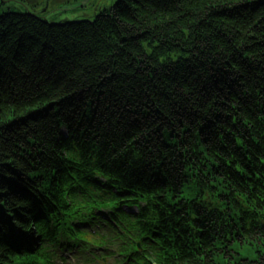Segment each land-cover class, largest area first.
I'll use <instances>...</instances> for the list:
<instances>
[{
    "label": "trees",
    "instance_id": "trees-1",
    "mask_svg": "<svg viewBox=\"0 0 264 264\" xmlns=\"http://www.w3.org/2000/svg\"><path fill=\"white\" fill-rule=\"evenodd\" d=\"M92 171L181 232L149 264H264V0L0 17V264H34L33 215Z\"/></svg>",
    "mask_w": 264,
    "mask_h": 264
},
{
    "label": "flooded vegetation",
    "instance_id": "flooded-vegetation-1",
    "mask_svg": "<svg viewBox=\"0 0 264 264\" xmlns=\"http://www.w3.org/2000/svg\"><path fill=\"white\" fill-rule=\"evenodd\" d=\"M64 2L66 0H0V17L26 14L44 17L62 10L61 8L55 9L54 6L57 3L64 4Z\"/></svg>",
    "mask_w": 264,
    "mask_h": 264
},
{
    "label": "rangeland",
    "instance_id": "rangeland-1",
    "mask_svg": "<svg viewBox=\"0 0 264 264\" xmlns=\"http://www.w3.org/2000/svg\"><path fill=\"white\" fill-rule=\"evenodd\" d=\"M112 1L115 0H87L83 5H81L84 0H66L64 4L57 3L55 9H63L65 11L59 10L56 13L62 14L61 18L67 22L71 21H84L92 20L101 10L110 7ZM64 12V13H63ZM45 19L49 17H44Z\"/></svg>",
    "mask_w": 264,
    "mask_h": 264
},
{
    "label": "bare ground",
    "instance_id": "bare-ground-1",
    "mask_svg": "<svg viewBox=\"0 0 264 264\" xmlns=\"http://www.w3.org/2000/svg\"><path fill=\"white\" fill-rule=\"evenodd\" d=\"M50 25H55V24H50ZM199 137H201V134H200L199 129H197V128H192V129H191V138H192L194 141H197V140H199Z\"/></svg>",
    "mask_w": 264,
    "mask_h": 264
},
{
    "label": "water",
    "instance_id": "water-1",
    "mask_svg": "<svg viewBox=\"0 0 264 264\" xmlns=\"http://www.w3.org/2000/svg\"><path fill=\"white\" fill-rule=\"evenodd\" d=\"M86 1H87V0H84V2L82 3V5H83ZM28 16H29V17H35V18H37V16H35V15H33V14H28ZM41 21H43V22H47L45 18L41 19ZM76 23H78V22L76 21ZM61 24H62L61 22H58V23H57V25H61Z\"/></svg>",
    "mask_w": 264,
    "mask_h": 264
}]
</instances>
